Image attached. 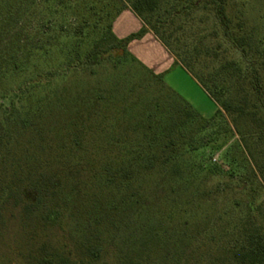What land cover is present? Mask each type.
Segmentation results:
<instances>
[{"label": "rangeland", "instance_id": "1", "mask_svg": "<svg viewBox=\"0 0 264 264\" xmlns=\"http://www.w3.org/2000/svg\"><path fill=\"white\" fill-rule=\"evenodd\" d=\"M114 1L0 0V92L16 90L31 75L34 84L17 104V119L2 130L6 145H0V181L32 203L39 198L34 182L45 183L31 218L21 207L2 212L0 264H25L29 250L45 242L85 264H197L222 238L223 228L209 233L210 219L231 213L234 200L258 205L264 199L257 184L240 192L244 174H219L228 170L225 158L243 162L239 149L231 151L238 138L224 135L220 116L197 137L180 173L146 178L121 199L101 190L100 174L108 162H121L123 142L135 138L136 128L163 118L179 99L149 73H154L151 65L161 62L160 54L143 42L127 47L136 61L118 50L100 64L47 78V71L56 73L61 65V52L73 46L72 35L83 32L100 39L92 27L99 20L98 30L108 26L117 10ZM238 1L244 19L264 39V0ZM124 12L119 27L132 30L134 15ZM31 53L28 61L36 77L20 62ZM4 71L8 76L3 77ZM164 79L205 120L216 115L217 105L184 69H174ZM218 182L230 191L214 203L193 195ZM46 215L54 218L55 227H40L38 219ZM81 246L92 254L83 256Z\"/></svg>", "mask_w": 264, "mask_h": 264}, {"label": "trees", "instance_id": "2", "mask_svg": "<svg viewBox=\"0 0 264 264\" xmlns=\"http://www.w3.org/2000/svg\"><path fill=\"white\" fill-rule=\"evenodd\" d=\"M114 5L117 10L109 18L108 26L98 30L99 20L92 27L101 35L100 39H92L91 35L83 32L72 35L76 37L73 46L65 53L61 52V65L56 73L47 71V78L55 79L58 74L65 76L78 66L100 64L110 57L106 55L118 50H124L126 56L136 61L127 47L130 42L150 32L173 56L175 65L184 69L200 85L218 110L211 120H205L165 85L163 75L148 70L174 98L179 99L163 118L136 128L135 138L123 142L125 152L121 162L117 165H114L116 162H108L100 174L101 190L121 199L134 184L146 178L180 173L182 162L191 153L197 137L220 116L225 123L224 135L230 133L238 138L231 151L235 147L239 149L243 162H228L225 158L228 170H221L219 174L229 177L244 174L240 192L249 184L259 185L264 192V39L259 38L256 28L244 19L242 3L238 0H115ZM127 9L140 19L143 27L136 34L118 39L112 31L113 22ZM31 56L32 53L26 61L20 57V62L32 70L34 65L31 66L28 61ZM14 64L13 71L18 75L17 62ZM32 73L35 74L33 70ZM8 74V71L2 72L3 77ZM31 80L32 75L16 90L0 92V145H6L2 130H6L11 119L16 117L17 104L31 87L34 88ZM1 100H6L7 104ZM222 145H226L225 140L220 148ZM44 184L41 180L34 182L39 198L45 192L42 188ZM226 188V184L218 182L193 195H198L197 198L205 204H212L221 194L227 195L230 189ZM39 198L32 203L18 188L0 181V227L5 223L2 217L5 210L21 207L22 212L31 218L38 210ZM38 224L41 228H48V224L55 227L57 222L46 215L38 219ZM207 228L209 233H213L215 228H223L222 238L214 248L204 251L197 264H264V199L258 205H241L234 200L231 213H220L210 219ZM84 247L80 248L82 255L90 256L91 250ZM46 251L47 256L44 255ZM25 264L85 262L45 242L39 248L29 250Z\"/></svg>", "mask_w": 264, "mask_h": 264}, {"label": "crops", "instance_id": "3", "mask_svg": "<svg viewBox=\"0 0 264 264\" xmlns=\"http://www.w3.org/2000/svg\"><path fill=\"white\" fill-rule=\"evenodd\" d=\"M124 13H126V15H134V16H131L134 18H130V19H134V21H136V22H135L132 30H126L125 26L120 28L119 25H121V23L118 24V21L121 18V16H119V18L117 19V22H115L114 27H113L115 36L118 39H125L132 34H136L143 27L140 19L132 11L127 9V10H125ZM126 28H127V25H126ZM140 42L148 43L149 45H152L157 50V52H159V54H160V61L161 62L158 63L157 65H151V67H149L152 69L154 74L163 75V78H165V74H167L168 72H171L174 69L180 68V66L175 65L173 56L163 47V45L155 38V36L152 33H150V32L146 33L140 40L133 41L128 47L130 48V46L138 45ZM132 52H134V54H136L135 53L136 51H132Z\"/></svg>", "mask_w": 264, "mask_h": 264}]
</instances>
